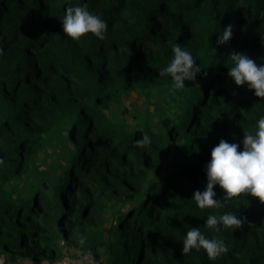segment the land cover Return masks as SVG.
Segmentation results:
<instances>
[{
    "label": "trees",
    "instance_id": "1",
    "mask_svg": "<svg viewBox=\"0 0 264 264\" xmlns=\"http://www.w3.org/2000/svg\"><path fill=\"white\" fill-rule=\"evenodd\" d=\"M87 4L107 23L103 40L62 31L67 7ZM231 40L217 45L224 27ZM264 0H0V256L97 264H264V204L250 195L201 210L191 198L221 139L237 143L264 115V98L227 75L229 55L264 64ZM179 43L201 66L174 89L159 73ZM214 48L215 55L210 52ZM206 73V75H204ZM161 88L165 106L148 109ZM140 93L141 115L113 107ZM147 134L151 143L136 147ZM54 142L56 175L35 170ZM100 211L88 220L92 209ZM246 218L240 229L205 227L209 215ZM87 226L83 228L84 222ZM189 226L228 251L181 255ZM64 251H61V244Z\"/></svg>",
    "mask_w": 264,
    "mask_h": 264
},
{
    "label": "clouds",
    "instance_id": "2",
    "mask_svg": "<svg viewBox=\"0 0 264 264\" xmlns=\"http://www.w3.org/2000/svg\"><path fill=\"white\" fill-rule=\"evenodd\" d=\"M62 31L72 40L78 41L81 37L92 34L97 39L103 40L107 30V23L99 15L88 10L87 4L67 7L62 19ZM233 35V25L224 27L217 37L216 44L228 43ZM264 46V37H261ZM173 59L162 69L160 76H170L174 89L185 87V81H194L201 72L196 60L189 51L184 50L179 43L169 44ZM215 49L210 52L215 55ZM232 66L228 68L227 75L236 86L247 85L257 98H264V64L257 63L246 54L233 52L229 55ZM206 75V73H204ZM151 143V138L145 134L134 142L136 147H146ZM243 149L237 143H228L221 139L210 153V161L205 172L207 184L203 191H195L192 199L201 209L222 208L221 199H215L214 187L223 190L222 200H231L242 195H250L264 204V115L256 121L251 132L243 133L241 141ZM246 218L232 213L220 216L209 215L205 220V227L220 231V226L230 229H240L244 226ZM193 249H203L210 260H216L226 253L228 248L222 240L208 239L199 227L189 226L182 241L181 255L189 254Z\"/></svg>",
    "mask_w": 264,
    "mask_h": 264
},
{
    "label": "rangeland",
    "instance_id": "3",
    "mask_svg": "<svg viewBox=\"0 0 264 264\" xmlns=\"http://www.w3.org/2000/svg\"><path fill=\"white\" fill-rule=\"evenodd\" d=\"M164 100L165 93L161 88H159L153 92L147 107L149 110H154L156 107L162 108L165 106ZM146 105L145 98L140 93H131L129 95L120 96L113 103V107H116L118 111L121 107H126L131 115H141L144 112ZM44 145L43 149L36 156L35 170L31 172L27 178L32 182H36L38 180L40 172L56 175L60 167L61 160L56 154L57 149L55 143L46 142ZM99 213L100 211L96 208L92 209L88 214V220L96 221ZM88 220L84 222V225L82 226L83 228L87 226ZM83 264L97 263L87 260V262H84Z\"/></svg>",
    "mask_w": 264,
    "mask_h": 264
},
{
    "label": "crops",
    "instance_id": "4",
    "mask_svg": "<svg viewBox=\"0 0 264 264\" xmlns=\"http://www.w3.org/2000/svg\"><path fill=\"white\" fill-rule=\"evenodd\" d=\"M84 262H87V259H74L69 257L68 255L60 256L55 261H49V260H42L38 264H83ZM16 264H32L29 259H23L18 260V262H15ZM0 264H8V262L3 261V256H0Z\"/></svg>",
    "mask_w": 264,
    "mask_h": 264
},
{
    "label": "water",
    "instance_id": "5",
    "mask_svg": "<svg viewBox=\"0 0 264 264\" xmlns=\"http://www.w3.org/2000/svg\"><path fill=\"white\" fill-rule=\"evenodd\" d=\"M61 251H64V244H61Z\"/></svg>",
    "mask_w": 264,
    "mask_h": 264
},
{
    "label": "built area",
    "instance_id": "6",
    "mask_svg": "<svg viewBox=\"0 0 264 264\" xmlns=\"http://www.w3.org/2000/svg\"><path fill=\"white\" fill-rule=\"evenodd\" d=\"M8 264H16L15 262H8Z\"/></svg>",
    "mask_w": 264,
    "mask_h": 264
}]
</instances>
